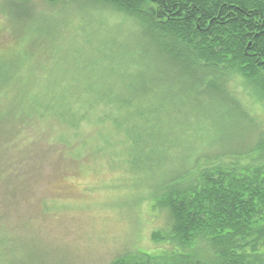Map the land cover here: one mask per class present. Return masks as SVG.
Returning a JSON list of instances; mask_svg holds the SVG:
<instances>
[{
    "label": "trees",
    "instance_id": "trees-1",
    "mask_svg": "<svg viewBox=\"0 0 264 264\" xmlns=\"http://www.w3.org/2000/svg\"><path fill=\"white\" fill-rule=\"evenodd\" d=\"M77 1L80 10L65 11ZM42 3L57 9L50 20L17 16L21 38L0 48V114L15 132L0 145V180L30 130L56 133L50 146L65 145L82 173L162 160L147 196L166 216L156 247L110 264H264V130L251 115L264 108V0ZM110 12L123 23L104 28ZM205 120V150H180V131ZM224 142L239 150L217 152Z\"/></svg>",
    "mask_w": 264,
    "mask_h": 264
},
{
    "label": "rangeland",
    "instance_id": "rangeland-1",
    "mask_svg": "<svg viewBox=\"0 0 264 264\" xmlns=\"http://www.w3.org/2000/svg\"><path fill=\"white\" fill-rule=\"evenodd\" d=\"M13 1L0 0V29L9 34L0 32V38L5 39L0 48L10 41L12 33L16 34L12 39L21 38V31L12 24L17 16L34 15L42 21L56 9L42 0H34L36 6L29 9L18 8ZM79 4L71 2L65 11L80 10ZM103 15L104 28L123 23L114 12ZM49 20L46 16L44 22ZM64 26L61 23V29ZM128 34L130 30L124 35ZM251 109L256 128L264 130V108L256 104ZM10 122L0 114V145H6L15 134ZM31 131L16 138L23 149L14 152L15 162L8 168L11 176L0 180V264H110L118 257L137 256L139 251L153 252L152 234L164 228L166 216L153 211L147 196L148 186L156 181L153 178L159 177L157 168L162 167V160H151L148 169L134 172L99 165L82 173L79 164L65 153V145L50 146L55 145L56 133L49 136ZM212 131L210 120L201 127L180 131V150H205L202 146L209 142ZM225 133H218V139ZM238 144L220 143L217 152L239 150ZM169 146L178 148L176 142H169ZM3 152L0 150V156ZM87 158L84 161L90 160ZM101 161L106 163L108 157Z\"/></svg>",
    "mask_w": 264,
    "mask_h": 264
}]
</instances>
